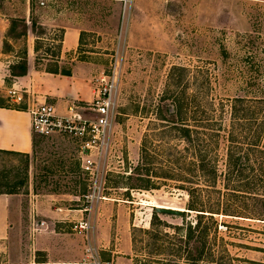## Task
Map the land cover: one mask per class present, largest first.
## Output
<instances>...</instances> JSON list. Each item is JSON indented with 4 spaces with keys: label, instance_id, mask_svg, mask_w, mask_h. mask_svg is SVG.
<instances>
[{
    "label": "rangeland",
    "instance_id": "1",
    "mask_svg": "<svg viewBox=\"0 0 264 264\" xmlns=\"http://www.w3.org/2000/svg\"><path fill=\"white\" fill-rule=\"evenodd\" d=\"M13 18H25L26 28L17 23L10 31ZM32 21L37 22L35 31ZM72 22L84 29L80 46L61 58L57 46L61 36L64 40L63 27ZM37 35L44 45L32 55L36 68L63 74L75 62L93 64L91 73L78 77L81 85L64 77L45 81V93L51 86L62 90L61 100L45 96L59 114H67L69 105L82 113L116 58L121 68L110 148L102 160L104 198H85L90 177L82 172L79 141L73 138L35 133L37 143L29 157L2 155V170L14 182H24L19 194L29 209L41 206V199L45 210L87 211L82 220L88 222L86 229L69 223L75 234L70 237L81 241V262L194 264L181 241L200 219L206 254L195 264H264V201L253 197L264 199V159L258 157L241 180L229 171L227 158L236 143L255 140L264 146V0H124L120 6L91 0H0V104L25 108L13 101L10 91H19L12 87L11 69L28 58ZM68 93L76 99H68ZM32 97L27 94V101ZM178 97L184 105L183 122L160 121L159 110L168 112ZM181 125L206 141L207 160L217 167L215 183L201 176L198 153L194 156L178 137ZM145 149L149 164L156 168L164 163L166 169L152 170L149 188H131L139 181L128 177ZM172 154L175 161L177 156L182 159L178 167L169 164ZM188 188L200 196L195 209L205 211L188 209ZM156 206L186 213L158 214ZM154 213L160 217L156 227ZM26 221L19 218L18 228L25 235L11 244L13 255H27L33 244L37 250L45 244L57 248L54 238L45 239L39 230L28 236ZM41 251L39 256H44Z\"/></svg>",
    "mask_w": 264,
    "mask_h": 264
},
{
    "label": "crops",
    "instance_id": "2",
    "mask_svg": "<svg viewBox=\"0 0 264 264\" xmlns=\"http://www.w3.org/2000/svg\"><path fill=\"white\" fill-rule=\"evenodd\" d=\"M91 1L100 2L103 5L117 3V6H120L124 0ZM29 14L30 10L28 9L26 10V17H29ZM63 28L65 30L61 58L65 54H75L77 52L84 30L76 22L67 23ZM30 48L31 51L29 50L27 58V75L14 77L12 87L16 88L25 97L27 94L29 96L33 94V101L25 100L22 102L25 105L24 109L0 104V150L3 151L23 154L33 152L34 132L31 125V116L26 108L28 105H38L45 102V96L57 100L62 99V90L55 86H51L48 93H45V81H56L57 78L64 77L72 83L81 85L82 80L78 77L84 72L86 74L91 73L93 69L92 63L85 62L73 63L69 75L38 69L34 66L32 59V55L35 54V45L33 44ZM76 89L79 90L78 87ZM76 96L74 93L67 94V98H70V100H75ZM69 106L66 107V112ZM37 202L41 206L35 204V208L29 209L21 194H0V264H80L83 259L81 241L79 236L70 237L72 227L69 223L78 224L83 220L87 211L84 209H67L64 211L62 209L60 212H55L50 209L45 210L41 199H38ZM45 203H48V201H45ZM19 218L27 220L25 227L28 236L33 238V235L38 233L39 230L42 236L45 235V239L48 235L54 238L53 240L58 243L57 248H50L45 244V247L42 246L43 248L40 249L45 255L39 256L38 252L40 250H37L35 244H33V247H29L27 255L16 256L14 254V256L10 250L11 244L18 243L17 238L25 235V230L18 228Z\"/></svg>",
    "mask_w": 264,
    "mask_h": 264
},
{
    "label": "trees",
    "instance_id": "3",
    "mask_svg": "<svg viewBox=\"0 0 264 264\" xmlns=\"http://www.w3.org/2000/svg\"><path fill=\"white\" fill-rule=\"evenodd\" d=\"M17 23H23L25 28L27 26V21L25 18L23 19H17L13 18L11 22V27L10 31L15 30ZM34 31L37 26L36 21H32ZM40 28L42 29V32H45V28L42 25H39ZM27 31V30H26ZM26 34V32L24 33ZM42 36L37 35L36 41H35V52H38V50L43 47L44 42H42ZM62 40L63 36H61L59 40V45L58 47V53L56 56H60V51L62 48ZM12 76L15 77H20V76H25L27 75L28 72V60L27 56L23 58V60L19 63H16L12 66ZM51 73H58V71H48ZM63 74H70V71H65ZM181 99L178 97V99L173 100L174 102L172 103V109L169 108L168 112H164L163 108L159 110V115H160V121H164L166 123H170L172 125H175L177 123H182L183 122V113H184V105ZM24 109V108H22ZM237 109V107H236ZM241 111V109H240ZM235 112H238V109L235 110ZM196 113V111H195ZM197 114V113H196ZM236 118V115H235ZM234 118V119H235ZM242 119V118H240ZM245 120H248L247 118ZM164 128H168V126H165ZM173 129V128H172ZM163 133H166L170 131V129L166 130L163 129ZM180 133L178 135L179 138L183 139L185 143H187V148L189 150H192L194 153V156H197V153L199 155V165H198V171L200 172L201 176L206 178L207 180H212L215 183L216 176H217V170H216V165L212 163V161L207 160V155H208V146L206 145V141L203 142L202 138L199 136L198 131L194 130L192 131L190 127L187 125H181L179 128ZM242 130V131H241ZM240 130V135L241 139L244 140L245 131L241 128ZM179 132V131H178ZM194 132L196 134H194ZM35 134V133H34ZM258 134V133H257ZM253 136V135H252ZM251 139V138H250ZM234 140V138H233ZM252 142V143H251ZM249 143H246L244 145L243 143H236L231 145V148L228 149L227 151V158L229 162V171H231L235 178H241V180H244L242 177L245 172L250 171L254 167V162L258 161L259 158L264 159V146L259 145V143L255 140H252ZM37 140L35 138V135L33 137V151L36 147ZM246 147V148H245ZM258 153L261 154V156L258 155ZM4 154H12V155H23L29 157L30 154H23V153H16V152H11V151H3L0 150V194H18L20 193V186L24 184V182H14L11 179V176L9 173H6L4 170H2L1 167V160H2V155ZM255 157V159H253ZM172 160L169 161V164H175L177 167L182 163V159L177 156L176 161L173 159V154L171 157ZM80 162V161H79ZM262 164V163H261ZM259 163V165H261ZM81 166V163H80ZM166 164L164 163H159V165H156V168L154 165L149 164V153L147 152V149H145L141 155V161L140 164L132 171V173L129 175V179L131 181L137 180L139 181V184H134L132 185L131 188H144L147 189L150 186L148 183L150 182V174L152 170L154 169H159L160 171H164L166 169ZM263 166V164L261 165ZM152 167V168H151ZM82 169V168H81ZM83 173H85L82 170ZM87 175V173H85ZM166 174V173H164ZM148 176V177H147ZM246 184V183H245ZM236 190V189H233ZM248 190H253L252 187H250ZM188 194L192 196V202L189 204L188 209L190 210H197V211H205V210H200V209H195L199 208V195H195L194 191L192 189L190 190L189 188L187 189ZM256 194L253 195V197H256V200L263 202L264 199L255 196ZM205 214H199L200 218L204 216ZM159 216L154 213L152 217V224L154 227H156L157 223L160 221ZM201 223L200 219L196 222L194 227H190L188 229V232L186 234L185 240L181 241L184 242V248L186 251L187 259L190 261L197 263L201 260L204 259V256L206 254L205 252V234L206 231L200 229ZM154 250V249H153ZM151 250V251H153ZM150 251V252H151Z\"/></svg>",
    "mask_w": 264,
    "mask_h": 264
},
{
    "label": "built area",
    "instance_id": "4",
    "mask_svg": "<svg viewBox=\"0 0 264 264\" xmlns=\"http://www.w3.org/2000/svg\"><path fill=\"white\" fill-rule=\"evenodd\" d=\"M43 4V3H42ZM123 13V22L125 20ZM109 72L100 79L91 105L82 113L77 106L70 105L67 114H59L52 104L45 101L38 105H28L26 110L31 116L34 133L42 137L53 134L67 136L79 141L82 170L90 177V192L84 195L88 200H99L102 197L103 181L101 172L105 169L103 159L110 148L111 131L115 118L116 97L121 81V68L116 58ZM13 101L18 104L27 98L16 90L10 91ZM88 222L75 224V229H86ZM80 264H86L81 262Z\"/></svg>",
    "mask_w": 264,
    "mask_h": 264
},
{
    "label": "water",
    "instance_id": "5",
    "mask_svg": "<svg viewBox=\"0 0 264 264\" xmlns=\"http://www.w3.org/2000/svg\"><path fill=\"white\" fill-rule=\"evenodd\" d=\"M155 212L158 214H163V215L182 217L186 213V210L176 209V208H168V207H164V206H156Z\"/></svg>",
    "mask_w": 264,
    "mask_h": 264
}]
</instances>
